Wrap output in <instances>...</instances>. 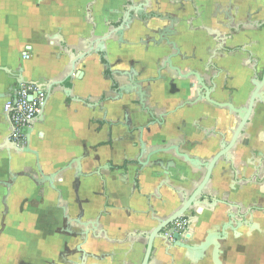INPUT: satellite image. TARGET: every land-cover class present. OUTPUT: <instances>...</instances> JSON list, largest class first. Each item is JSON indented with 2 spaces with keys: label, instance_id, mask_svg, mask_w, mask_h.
I'll return each instance as SVG.
<instances>
[{
  "label": "crops",
  "instance_id": "0c3cea01",
  "mask_svg": "<svg viewBox=\"0 0 264 264\" xmlns=\"http://www.w3.org/2000/svg\"><path fill=\"white\" fill-rule=\"evenodd\" d=\"M130 2L0 0V144L10 133V124L2 107L13 95V89L18 86L17 78L20 77L23 82L42 90L46 96L41 113L30 125L32 130L29 140V148L37 153L38 164L45 175L81 156L84 157L82 172L94 170L107 160L114 164H120L122 161V146L117 142L113 143L112 148L97 149L99 143L109 139L106 134L98 132L97 121L102 109H108L107 121H114L117 117L113 109L117 94L112 88L110 78H105L104 71L108 74L118 70L126 71L128 62L134 61V69L138 70L144 66L152 75L156 49L154 50L150 43L149 39L153 35L149 30L168 25L167 20L160 22L158 19H152L145 27L144 23L139 22L140 16L134 7H130ZM247 4L254 13L261 6V3H234L242 9L236 19L237 23L244 21L242 15ZM159 6L161 13L171 12L174 18L180 19L174 28L177 35L171 39L188 57L192 55L201 61L190 68L199 71L204 64H216L228 71L231 78L227 80L226 86L240 94V99L235 103L244 104L252 90L249 82L251 73L248 67L242 64L246 55H240L233 60L223 59L218 53L220 49L209 30L213 27L210 15L212 5L208 1L195 3L194 8L197 14H200L199 17L195 16V11L188 4L179 1H160ZM181 6L185 8L184 14L179 13ZM154 10L151 7L144 12ZM127 14L133 20L122 34V43L118 44L116 28ZM253 20L264 21V12ZM103 35L111 36L104 42L106 56L103 58L108 62V66L101 62V56L104 54L90 55L80 60L75 70L69 73L70 62L85 53L86 43ZM251 35L263 43L262 65L264 29L261 35ZM237 41L243 42V36L239 35ZM183 70L188 68L184 67ZM144 75L140 78L143 79ZM162 75L167 81L171 78L168 72ZM210 75L211 70L208 71L207 79ZM116 78L120 83L126 82L124 77ZM224 81V74H220L216 83L220 86ZM170 82L158 85L151 93L150 101L158 102L162 110H170L175 103L192 97L190 93L172 96ZM173 85L180 87L184 83L177 81ZM102 96L105 99L102 100ZM257 130L264 135V104L261 103L256 105L252 125L248 128L247 137L253 142ZM110 134L116 138L118 130L114 129ZM147 139L151 145L158 143L153 137ZM245 150V153L238 156L240 163L243 160L249 161L247 149ZM133 156L136 159V154ZM157 159L162 158L154 157L151 161ZM175 164L178 172H171L176 174L172 183L183 187L187 179L193 178L192 173L185 165ZM21 172L38 177L35 157L15 151L13 146L6 142L5 147L0 150V264H64L62 253L65 246L73 248L80 241L64 235L59 230L63 227L64 215H68L70 219L78 217V204L84 212L82 221L88 223L97 218L98 229H103L108 239L106 242L103 238L88 237V242L83 248L96 259L88 258L86 264H140L145 242L139 237V233H146L154 227L155 224L149 220L152 212H148L146 217L145 200L139 199L137 195H129V188L115 183L114 175L106 178L105 191L97 176L90 179L80 178L76 183L75 166H72L54 181L56 190H53L46 183L36 186L25 176L13 177ZM249 173L250 167L246 165L243 175L249 178ZM153 176V179L145 175L140 177L147 193L161 178L160 172ZM4 183H9V186L5 187ZM211 186L218 192L219 198L232 188L233 192L223 199L239 205L242 209H249L263 201V195L256 194L254 187L250 189L234 184L231 176L224 178L218 172L214 174ZM177 199L164 193L162 198L150 197L148 204L153 211L168 215L178 207L180 202ZM192 211L195 209H192L191 213ZM221 213L219 206L211 213L200 208L197 222L191 226L195 236L194 245L202 241L206 232L213 231L208 225L211 216H214L215 221L220 218L217 214ZM250 215L254 224L262 223L257 213L252 212ZM244 234L242 229L236 235L228 233L227 239L220 243L221 260L224 264H261L264 257V237L256 231L249 237ZM210 251L211 248L200 256L180 249L167 250L165 244L156 240L151 264H168L170 259L175 260L176 264H195L194 262L200 259L196 256L202 257L206 263L210 258ZM76 256L78 258V255Z\"/></svg>",
  "mask_w": 264,
  "mask_h": 264
},
{
  "label": "flooded vegetation",
  "instance_id": "af4514ba",
  "mask_svg": "<svg viewBox=\"0 0 264 264\" xmlns=\"http://www.w3.org/2000/svg\"><path fill=\"white\" fill-rule=\"evenodd\" d=\"M130 1V7H134L138 12L140 16L139 22L144 23L145 27L152 19H158L160 22L167 20L168 25L164 27H153L149 30V33L153 35V37L149 39L150 43L154 50L156 49V52L154 53L155 59L152 62L154 69L152 75L148 72L149 69L144 66L138 70L134 69V61L128 62V69L126 71H116L117 73L122 72L128 75V77H124L126 78L125 83H120L117 80L116 77H119L118 75L113 74L111 77L107 71H104L105 78L109 76L111 77L110 81L112 82V88L117 94L113 106L114 113L117 117L114 121H107L106 112L108 109L106 107L102 109L101 116L97 121L98 132L106 134L109 139L106 142L99 143L97 149H102L103 147L112 148L113 143L117 142L118 145L122 146L121 153L123 154V158L120 164H114L111 160H107L101 166L95 167L94 170L91 169L82 172L84 175L82 178L90 179L93 176H97L100 182L103 183V189L106 191V178H109V175L111 174L114 175L115 183L120 184L121 187L127 186V188H129V195H137L139 199L145 200L147 207V213L145 215L147 217L148 212H154L153 209L150 208V204H148L150 197L162 198L164 197V193H166L170 195V197L177 199L181 193L186 194L188 197L196 192V190L202 186L205 178L204 170L196 171V166L200 162H209L220 151H222L223 157L215 163L210 173V177L202 189V193L207 195L208 199H211L212 201L207 206L192 208L195 209V211H192L191 213V209L188 217L182 218L184 224L180 230H176L173 227V223L167 231L173 228L174 233H177L178 236L181 237V243L194 245L195 236L191 226L197 222L196 217L200 213V208L211 213L216 206H219L222 213L221 215L217 214V217L219 215L220 218L214 221V216H211L208 225L213 231H208L206 233L219 231L221 224L230 222L232 225L239 224L240 228L238 231L240 229L244 230L245 237H249L254 231L264 237V135L257 130L254 142L250 137H247L248 128L252 125L254 109L257 104L264 103L257 100L255 101L251 114L245 125H242V121L237 114V111L247 107L253 91L256 89L257 85L262 83L264 77V64L261 65V50L263 49V43L262 41L257 40L255 36L251 35V33H258L261 35L262 30L264 29V21L253 20L254 17L264 12V0ZM160 1L166 3L178 1L179 3H186L195 11L196 17H199L200 14H197L196 9L194 8L195 3L208 1L212 5L210 15L213 27H210L209 30L212 38L216 41V44L220 49L218 53L221 54L223 59L226 58L233 60H236L240 55H246L242 64L244 67H248V70L251 73L249 82L252 86V90L244 101V104L241 105L235 103L240 99V94L237 90L226 86L227 80L231 78L228 71L221 69L216 64H204L199 71L190 68L191 66H196L201 61L197 60L196 57L192 55L191 57H188L186 53L181 51L176 42L171 39L177 35L174 28L180 19L176 17L174 18L171 12L161 13L159 11ZM221 3L225 4L220 5ZM234 3H261V6L254 13L250 11L249 5L247 4L242 15L244 21L237 23L236 19L239 17L242 9H240L239 6L234 5ZM151 7L155 10L148 11L147 13L144 12L145 9ZM184 12L185 8L181 6L179 13L184 14ZM132 20V17L127 14L122 23L116 28L115 34L118 44L122 43V34L130 26ZM239 35L243 36V42L241 43L237 41ZM166 39L172 41L179 50V55L172 59V66L180 71L179 76L169 69L159 71V74L156 71V66H161V62L171 53L169 47H166L165 42L163 41ZM158 42L160 43L159 46H157ZM105 53L106 49H104V55L101 56V62L103 65L108 66L103 58L106 56ZM174 60L178 63L176 64ZM119 62L120 61H118V63ZM184 67L188 68V70L184 71ZM209 70H211V75L209 79H207ZM164 72H168L169 75H171L169 89L172 92V96L180 93L192 94L191 98L175 103L170 110H162V107L158 102L150 101L153 89L162 83L169 82L162 75ZM193 72L201 78L202 83L196 82L195 78L192 76L182 78V75ZM220 74H224V80L226 79V81L218 86L216 80L219 78ZM143 75L144 77L141 79L140 77ZM177 81H181L184 85L180 87L173 85V83L175 84ZM198 84H203V87H199ZM261 91L264 92V85ZM101 98L102 100L105 99L104 96ZM114 129L118 130L116 138L110 134ZM234 132H236V141L226 153L225 150L227 149ZM146 137H153L158 143L151 145L149 139ZM140 148H144L145 154L140 160L141 166H138L136 161L138 158L140 159ZM245 149H247L249 161L243 160L242 163H240L238 161V156L239 154L245 153ZM156 150L164 151V153L155 156L162 159H157L152 162L151 160L154 158L153 157L147 161L146 156ZM135 154L136 159H134L135 156H133ZM129 156H132L133 158H128ZM168 158L171 159L169 160ZM97 159H99V156H97ZM185 160L191 162L192 165ZM150 163H153L152 167H150ZM175 163L183 166L185 165V167H187L192 173L191 176L193 178L190 180L187 179L183 187L172 183V179L175 178L176 174L171 172H178ZM246 165H249L250 167L249 178H246L245 174L243 175L244 167H246ZM158 172H160L161 178L156 181L154 188L149 193L145 192L146 189L144 190L140 177L145 175L150 179H153L155 178L153 174H157ZM217 172L224 178H230L231 176V180L234 184L244 185L250 189L251 187H254L256 194H259V196L263 195V201L259 204L252 205L249 209H242L239 205L228 203L223 199V197L228 196L233 192L232 188H229L223 193L221 196L222 198H219V196L217 197L218 192L211 186L214 174ZM181 179L179 181H181ZM78 212V217L76 219H70L68 215H64L62 218L63 227L59 231L64 235L73 239H79L80 241L73 248L65 246L64 252L62 253V262H64V264H86V259H83L84 255L81 253V251H85L83 248L84 243L81 242V238H84L82 235L86 231V227L89 225L84 227V224L87 222L82 221L84 212L79 207V204ZM252 212L257 213L258 217L262 219L261 224L253 223L252 215H250ZM227 215L232 216L233 219H229ZM212 220L214 222H212ZM90 222H92V224L95 223L97 226L99 225L97 218L92 219ZM236 234H238V232ZM187 235H190L188 240L185 238ZM89 236L91 237V235ZM226 239L219 241V264H224L221 260L220 243ZM143 241L145 242L143 251L144 255L146 240L143 239ZM189 241H192V244ZM172 243H174V241H172ZM165 245L167 248L168 246H171L168 242L165 243ZM171 249L183 250L179 247ZM76 255H78V258ZM200 256H196V258L200 259H197V261L194 262L195 264H215L211 255L210 258L207 257L208 262L206 263ZM172 257L173 256H170V258ZM151 260L149 264H151ZM174 261L175 260L170 259L168 264H176ZM261 264H264V257L262 258Z\"/></svg>",
  "mask_w": 264,
  "mask_h": 264
},
{
  "label": "water",
  "instance_id": "95a60500",
  "mask_svg": "<svg viewBox=\"0 0 264 264\" xmlns=\"http://www.w3.org/2000/svg\"><path fill=\"white\" fill-rule=\"evenodd\" d=\"M110 37H111L110 35H103L102 37H100L98 39H93L91 42H87L86 43L87 48H86L85 53H83L79 57H76V59H74L72 62H70V65L68 66L69 73H72L75 70L76 64L80 60H83L84 58H86L90 55H98L99 56V55L104 54V49H105L104 48V42L106 40L110 39ZM163 41L165 42V46L169 47V50L171 53L169 55H167L165 57V59L161 62V64H162L161 66H156V71L159 74V71H162L164 69H169L172 72H174L177 76H179L180 71L177 68L172 66V59L176 58L179 55V50L176 48L175 44L172 41H169L167 39L163 40ZM159 45H160V43L158 42L157 46H159ZM157 46H155V47H157ZM105 62L108 64V62L106 60H105ZM113 74H116L119 77H128L127 74L122 73V72L117 73L115 71V72L109 73V75L111 77ZM110 76H109V78H111ZM189 76L194 77L196 82L202 83L201 78L194 72L182 75V78H188ZM16 84L22 85V84H30V83L23 82L19 77V79L17 78ZM30 85H33V84H30ZM263 85H264V77H263L262 83L257 85L256 89L253 91V93H252V95L248 101L247 107L243 108L242 110L237 111V114L239 115V117L242 121V125H245V123L247 122V120L251 114L252 107H253L255 101L257 100V101L264 103V92L261 91ZM198 86L203 87V84H198ZM14 94H15V88L13 89V95L11 97H14ZM7 118H8L9 124H10V133H9V136L6 137V139H4L3 143L0 144V150L5 147V143L7 142V143L11 144L13 146V149H15V151H17L19 153L32 154L35 157V167H36V171H37V175H38V177H35L29 173L21 172V173H18L17 175H14L13 176L14 178L17 176H25L29 180H31L36 186H41V185L46 183V184H48L50 189L56 190L55 185H54V181L62 173L71 169L72 166H75L74 179H75L76 183L78 182V180L80 178L84 177V175L82 174V165H81L84 157H82V156L71 159L67 163L66 166L61 167L60 169H57L56 171L50 173L49 175H45L44 172L42 171V169L40 168L39 164H38L37 153H35L34 151H32L29 148L30 133H31L32 129L30 127L25 129V131H24L25 132V144L23 147L22 146L20 147L11 139L12 124H11L9 115H7ZM31 123L32 122H30V125H31ZM235 141H236V132H234V135H233L227 149L225 150L226 153L233 146ZM161 153H164V151H162V150L153 151L146 156V160L149 161L151 158L155 157L156 155H160ZM144 154H145L144 148H140V155H139L140 159L138 158L136 161L138 166H141L140 160ZM222 157H223V152L220 151L209 162L201 163L200 161H197L200 163H198V165L196 166V168H197L196 171L204 170V172H205V178L203 180L204 182H203L202 186H200L196 190V192L192 193L188 197L186 196V194L181 193L180 196L178 197V200L180 203H179L178 207H176V209L172 213H169L167 215L163 212H161V214L157 213L155 211L152 212V216L149 218V220L155 224L154 227L150 231H147L146 233H139V237L146 240V248H145V252H144V255H143V258H142V261L140 262V264H149L150 263V260L153 256L154 244H155L156 240L162 242L163 245L168 242V244L171 246H168L167 250L174 248V247H179V248L183 249L184 251H186L187 253H193L194 252L195 254H198V255L207 251L211 247L212 250L210 251V255H211L212 259H214L215 264H219V260H218L219 241L226 239L227 233L236 234L238 232V229L240 228L239 224L232 225V223H230V222L221 224L219 227L220 228L219 231L206 233L203 241L200 242L198 245H188L185 243H181V237L178 236L177 233H174V229L171 228V229H169V231H167V229L173 223H175V221L182 219V218H187L188 214L190 213V210L192 208L198 207V206H207L212 201L211 199H208L207 195L202 193V189L204 188V184L206 183V181L209 179L210 173H211L215 163ZM185 161H188V160H185ZM189 163L191 164V162H189ZM152 165H153V163H150V167H152ZM4 184L6 187L9 186V183H4ZM164 208H165V206H164ZM227 217L229 219H231V218L233 219V217L230 215H227ZM86 226H88L89 228ZM98 226L95 225V223L92 224V222H90V221L88 223L84 224V227H86V229L85 228L84 229L86 231L82 235L84 238L83 239L81 238V242H83L84 245L88 242L87 237L89 235H91V237L93 239L103 238L106 242H108V239H107L106 234L104 233L103 229L102 230L98 229L99 228ZM171 235H172V239H171ZM189 237H190V235H187L185 238L188 240ZM171 240L174 241V243H172ZM189 242L192 244V241H189ZM81 253H83V255H84L83 259H88V258L96 259V257L93 255H90L87 250L81 251Z\"/></svg>",
  "mask_w": 264,
  "mask_h": 264
},
{
  "label": "built area",
  "instance_id": "2783aa9c",
  "mask_svg": "<svg viewBox=\"0 0 264 264\" xmlns=\"http://www.w3.org/2000/svg\"><path fill=\"white\" fill-rule=\"evenodd\" d=\"M46 101L45 93L34 85L22 84L15 88L14 97L9 98L3 105V113L9 115L12 131L11 139L18 146L25 143V129L30 127L35 117L41 112ZM183 219L175 221L173 227L180 230Z\"/></svg>",
  "mask_w": 264,
  "mask_h": 264
}]
</instances>
